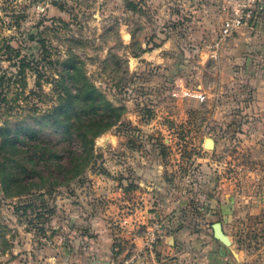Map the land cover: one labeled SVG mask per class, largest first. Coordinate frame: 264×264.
Listing matches in <instances>:
<instances>
[{
  "label": "rangeland",
  "instance_id": "1",
  "mask_svg": "<svg viewBox=\"0 0 264 264\" xmlns=\"http://www.w3.org/2000/svg\"><path fill=\"white\" fill-rule=\"evenodd\" d=\"M208 8L202 0H0V264H66L59 248L74 203L99 192L100 175L136 174L142 155L155 159V185L165 164L178 190L232 196L237 233L261 255L264 144H248L244 127L256 88L226 49L212 54L227 14ZM86 79L121 108L88 150L51 126L73 80ZM29 158L40 175L4 182L3 168L19 181V168L32 173Z\"/></svg>",
  "mask_w": 264,
  "mask_h": 264
},
{
  "label": "crops",
  "instance_id": "2",
  "mask_svg": "<svg viewBox=\"0 0 264 264\" xmlns=\"http://www.w3.org/2000/svg\"><path fill=\"white\" fill-rule=\"evenodd\" d=\"M202 1L203 6L208 5V10L220 17V8L236 0ZM223 49H226L228 64L244 70L256 88L249 98L251 108L244 112L247 143L264 144V12L254 25L238 28L218 48L214 47L212 54L219 57ZM140 159L136 174L121 180L100 175L97 181L101 184L93 189L99 192L91 193L89 201L87 198L74 203V212L69 214V222L62 229L67 232V243L63 242L64 246L59 248L67 257L66 264H115L122 259L123 255H114L118 230H121L115 217L123 212L125 204H133L137 199L144 202L143 215L147 221L164 222L162 259H172L179 264H264V250L257 257L251 252V245L237 233L238 206L232 196L217 197L188 189L178 190L173 186L170 172L166 176L169 166L165 164L161 166L165 172L163 181L155 185L158 180L151 168L154 157L142 155ZM255 206H259L258 202ZM262 208L264 206H259L257 210ZM216 221L222 223L225 242L214 235L213 223ZM127 229L130 234L123 231L120 235L141 246L140 231ZM58 234L62 236V233ZM128 243L132 242L126 241Z\"/></svg>",
  "mask_w": 264,
  "mask_h": 264
},
{
  "label": "trees",
  "instance_id": "3",
  "mask_svg": "<svg viewBox=\"0 0 264 264\" xmlns=\"http://www.w3.org/2000/svg\"><path fill=\"white\" fill-rule=\"evenodd\" d=\"M71 75L72 77H78V75H80V71L75 70L74 72L73 70ZM73 81L74 92H72L70 95L69 104L57 109L55 113V116L57 117L53 120L51 126L54 128L56 133H61V139L63 141H69L73 138L78 139V143L85 146L86 150H88V146L92 144L95 138L116 124L121 108L113 104L111 101L104 99L101 91H99L87 79L83 80L82 82H76V80ZM90 101H92L93 106ZM65 110L75 111V118H60V115H62L63 111ZM41 120H45V117H42ZM25 133V129H23L21 126L14 131L15 137L12 139L11 144L16 154H19L23 151L18 145V140H20L22 134ZM38 133L39 130L34 131V134ZM31 138L34 139L33 136H31ZM37 145L38 144L35 146ZM29 161L33 164L31 165L32 173L23 170V168H19V170L15 173V175L19 178L20 175H22L20 181L16 177L14 178L13 174L10 173L8 168H3V175L5 177L4 182L11 183L13 185H19L21 184L23 177L31 178L33 175H40L41 170H39L34 165L35 159L29 158L27 162ZM55 166L59 168L60 171L65 169V166L61 162H56ZM30 189H32V187H29L26 191H29ZM14 193L17 194L19 192Z\"/></svg>",
  "mask_w": 264,
  "mask_h": 264
},
{
  "label": "built area",
  "instance_id": "4",
  "mask_svg": "<svg viewBox=\"0 0 264 264\" xmlns=\"http://www.w3.org/2000/svg\"><path fill=\"white\" fill-rule=\"evenodd\" d=\"M222 9L227 15L213 44L215 48L232 36L238 28L254 25L264 12V0H236L231 5L223 6ZM143 209L138 203L136 205L130 203L124 206L123 212L121 211L119 228L130 227L133 231H140L142 245L137 246L134 240L119 236V240L114 245V255L116 257L123 255V257L115 264H179L175 260L161 258L160 248L165 236L164 222L147 221ZM123 239L132 243L126 244Z\"/></svg>",
  "mask_w": 264,
  "mask_h": 264
},
{
  "label": "water",
  "instance_id": "5",
  "mask_svg": "<svg viewBox=\"0 0 264 264\" xmlns=\"http://www.w3.org/2000/svg\"><path fill=\"white\" fill-rule=\"evenodd\" d=\"M214 235L217 239L221 241H226V235L223 233L222 230V223L220 221H216L213 223Z\"/></svg>",
  "mask_w": 264,
  "mask_h": 264
}]
</instances>
